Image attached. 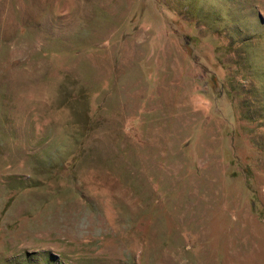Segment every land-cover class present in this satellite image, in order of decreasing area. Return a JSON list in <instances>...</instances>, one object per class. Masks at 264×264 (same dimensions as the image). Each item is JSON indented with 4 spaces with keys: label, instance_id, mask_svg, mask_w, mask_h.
I'll return each mask as SVG.
<instances>
[{
    "label": "rangeland",
    "instance_id": "obj_1",
    "mask_svg": "<svg viewBox=\"0 0 264 264\" xmlns=\"http://www.w3.org/2000/svg\"><path fill=\"white\" fill-rule=\"evenodd\" d=\"M0 264H264V0H0Z\"/></svg>",
    "mask_w": 264,
    "mask_h": 264
}]
</instances>
